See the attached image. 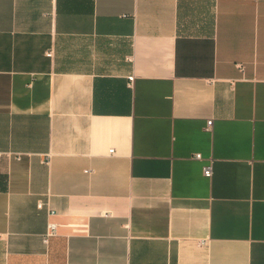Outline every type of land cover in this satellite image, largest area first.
<instances>
[{
    "label": "crops",
    "instance_id": "crops-1",
    "mask_svg": "<svg viewBox=\"0 0 264 264\" xmlns=\"http://www.w3.org/2000/svg\"><path fill=\"white\" fill-rule=\"evenodd\" d=\"M0 153V264H264V0H0Z\"/></svg>",
    "mask_w": 264,
    "mask_h": 264
},
{
    "label": "built area",
    "instance_id": "built-area-1",
    "mask_svg": "<svg viewBox=\"0 0 264 264\" xmlns=\"http://www.w3.org/2000/svg\"><path fill=\"white\" fill-rule=\"evenodd\" d=\"M48 56H53V51H49L47 53ZM213 127H214V119H210L207 123V130H210V131H213ZM115 151L114 149H111L110 150V153L113 154ZM0 156H3V153H0ZM20 158V157H19ZM194 159H198L201 160L203 159V156L201 153H196L194 156H193ZM212 163L210 165H207L205 168H204V175L206 177H209L211 178L213 176V160L211 161ZM44 206V203L41 202L39 204V207H43ZM51 213H54V211L52 210ZM58 224L55 223V222H49V225H48V230H47V233L45 234L46 237H44V241L47 243L49 241V238L52 237L53 235H56L57 232H58Z\"/></svg>",
    "mask_w": 264,
    "mask_h": 264
}]
</instances>
